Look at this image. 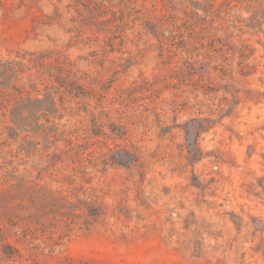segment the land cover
I'll list each match as a JSON object with an SVG mask.
<instances>
[{"label":"rangeland","instance_id":"374dc122","mask_svg":"<svg viewBox=\"0 0 264 264\" xmlns=\"http://www.w3.org/2000/svg\"><path fill=\"white\" fill-rule=\"evenodd\" d=\"M0 264H264V0H0Z\"/></svg>","mask_w":264,"mask_h":264},{"label":"trees","instance_id":"16d2710c","mask_svg":"<svg viewBox=\"0 0 264 264\" xmlns=\"http://www.w3.org/2000/svg\"><path fill=\"white\" fill-rule=\"evenodd\" d=\"M193 4H196L197 3H193ZM23 102V100L21 101V103ZM28 119L32 120L33 121V124L36 126V127H39L41 126V124L38 123L39 121V118L33 113L31 115H28V116H24L23 113H19V114H16L14 112L11 113V120L14 124H18V125H21V124H26L25 122H28ZM28 126H30V123L28 124ZM119 136V135H118ZM117 147H119L118 149L115 150V152L112 153V155H110V162L111 164H121L119 163V161H117V157L120 158V157H132V153H130V151L128 150V148H125V147H120L119 144H117ZM90 197V196H89ZM79 204H76L74 202H68L67 203V209H68V212L72 215V216H76L73 211L80 207L81 205V202L78 201ZM85 202H83L82 204H84ZM90 203V202H89ZM95 208L93 209H99L98 206L95 204Z\"/></svg>","mask_w":264,"mask_h":264}]
</instances>
